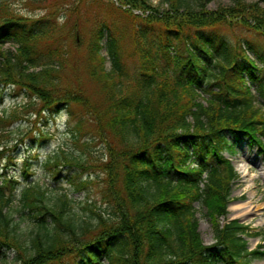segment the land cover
Returning a JSON list of instances; mask_svg holds the SVG:
<instances>
[{
  "label": "trees",
  "instance_id": "1",
  "mask_svg": "<svg viewBox=\"0 0 264 264\" xmlns=\"http://www.w3.org/2000/svg\"><path fill=\"white\" fill-rule=\"evenodd\" d=\"M211 1L199 0L193 6L188 0H160L153 6L150 0H119L129 6L123 13L142 71L132 90L125 92L119 41L101 25L89 49L90 61L98 62L102 75L93 96L81 86L64 87L55 74L54 62L61 53L59 47L49 48L53 23L47 17L21 16L0 0V46L15 45L14 51H0V89L24 91L50 117L64 114L67 134L83 156L90 142L106 146L109 161L100 169L106 177L102 195L110 209L106 216L91 209L94 225L78 223L66 195L50 205L37 184L26 183L16 195L17 182L3 179L0 262L7 263V251L15 253L11 264L264 260L263 246L249 250L245 239L261 233L237 220L219 221L228 214L237 179L224 157L234 154L228 137L235 143L247 140L264 158V105H255L256 98L264 101V49L248 42L246 47L233 45L221 30L238 25L264 38V0H230L229 5L208 10ZM105 30L109 71L100 55ZM201 92L208 95L205 104ZM14 118L20 117L11 113L0 123ZM3 137L0 131V142ZM81 154L60 150L43 166L56 178L60 166H83ZM68 182L77 192L92 184L78 182L75 176ZM16 199V212L34 228L29 236L10 211ZM195 203L206 209L214 239L210 245L203 244L198 232Z\"/></svg>",
  "mask_w": 264,
  "mask_h": 264
},
{
  "label": "rangeland",
  "instance_id": "2",
  "mask_svg": "<svg viewBox=\"0 0 264 264\" xmlns=\"http://www.w3.org/2000/svg\"><path fill=\"white\" fill-rule=\"evenodd\" d=\"M6 1L21 16L30 18L47 17L55 26V32L50 42L51 49H60L61 57L55 59V74L58 75L62 85L71 89L81 86L87 93L96 96L100 85V69L98 62L90 61L89 49L93 43V33L101 25H106L119 41L121 51V63L123 72V90L129 92L133 88V81L138 80L141 73V64L134 52L131 27L123 10L129 6H122L119 0H2ZM151 5L158 6L160 0H150ZM193 6H197L199 0H188ZM253 3L256 0H244ZM230 0H213L206 4V9L215 10L218 5H229ZM166 6V5H165ZM162 9V8H160ZM156 35V32L154 33ZM221 34L233 45L239 44L246 47L250 43L256 50L264 49V38L247 32L242 27L235 25L231 29H222ZM107 30L104 31V39L100 45V55L105 58L104 70L109 71L111 63L106 51ZM150 35L144 36L148 39ZM15 45L9 43L0 47L3 53L14 51ZM62 53L64 56H62ZM248 54L252 56L250 52ZM173 56V52L171 54ZM90 74H93L92 76ZM136 82V81H135ZM254 85L251 91L255 94ZM200 101L204 104L208 95L201 92ZM255 105H264L262 99L256 98ZM15 113L19 119L10 123H0V131L4 135L0 142V184L4 177L18 182L16 195L26 183H35L46 192L50 205H54L59 197L67 196L70 214L78 223L94 225L90 210H94L106 216L110 209L102 192L104 190L105 174L101 172V166L108 164V149L99 142H90L84 156L81 149L76 148L67 135V127L63 114L55 117L47 115L42 105L23 91L14 88L0 89V118L9 117ZM37 113H39L37 115ZM58 113H65L64 111ZM88 137V136H87ZM86 136L81 142L86 141ZM234 154L225 153L230 161L238 179L232 186L231 200L227 206L228 214L225 220L237 219L249 225L252 232H259V237H245L248 249L252 250L259 244L264 250V158L257 153V149L243 139L235 143ZM60 150L75 153L82 156L80 167L60 166L56 178L45 170L43 164L47 158L57 154ZM245 164L247 174H243L236 168V163ZM26 170V171H25ZM76 177L78 182L90 181L92 184L85 190L75 191L69 184L70 177ZM6 194H8L6 192ZM198 221V232L204 245L214 242L211 225L206 217V209L201 203L194 205ZM19 204L17 200L12 204L11 212L15 221L20 222L23 234L29 236L34 230L32 224L22 215L17 213ZM224 222L223 219L219 220ZM261 249V250H262ZM7 263L11 264L15 253L7 251ZM73 264L72 260H69ZM106 264V262H102ZM251 264H264V260H253Z\"/></svg>",
  "mask_w": 264,
  "mask_h": 264
},
{
  "label": "bare ground",
  "instance_id": "3",
  "mask_svg": "<svg viewBox=\"0 0 264 264\" xmlns=\"http://www.w3.org/2000/svg\"><path fill=\"white\" fill-rule=\"evenodd\" d=\"M236 168L238 169V170H240L243 174H247V170H246V166H245V164H243V163H241V162H237L236 163Z\"/></svg>",
  "mask_w": 264,
  "mask_h": 264
},
{
  "label": "water",
  "instance_id": "4",
  "mask_svg": "<svg viewBox=\"0 0 264 264\" xmlns=\"http://www.w3.org/2000/svg\"><path fill=\"white\" fill-rule=\"evenodd\" d=\"M241 222V221H240Z\"/></svg>",
  "mask_w": 264,
  "mask_h": 264
}]
</instances>
